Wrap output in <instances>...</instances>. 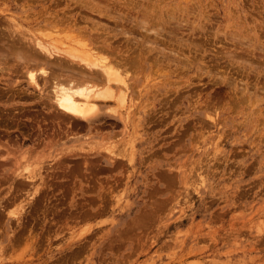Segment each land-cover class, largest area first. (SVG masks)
<instances>
[{"label":"rangeland","instance_id":"obj_1","mask_svg":"<svg viewBox=\"0 0 264 264\" xmlns=\"http://www.w3.org/2000/svg\"><path fill=\"white\" fill-rule=\"evenodd\" d=\"M2 17L57 56L122 58L131 107L64 117L0 59V264H264V0H0Z\"/></svg>","mask_w":264,"mask_h":264},{"label":"bare ground","instance_id":"obj_2","mask_svg":"<svg viewBox=\"0 0 264 264\" xmlns=\"http://www.w3.org/2000/svg\"><path fill=\"white\" fill-rule=\"evenodd\" d=\"M108 10L109 8L108 9L105 8V10L101 9L99 13L104 14V17L108 16L110 19L112 18V21L113 19L115 20V17L112 15L114 10L111 11V13H109ZM116 17L119 18L118 16ZM8 19L9 20L2 17V19L0 20V59H3L6 61L8 60L7 58L10 55L14 54L15 59H17L18 61H21L25 67L29 65V67H26L25 69L23 68L26 73L27 83L31 85L33 89L35 88L40 91L41 93V97L39 96L40 100L46 99L47 101H49L48 102V104L50 105L49 107L55 109L56 112H59L64 117H67L70 119L74 118L73 120L77 119L79 121H83L87 123H90L92 120H94L98 116L97 113L98 111L101 110V106L107 107L109 115L120 114L119 110H117L118 108L117 109L115 108L117 106L124 107L127 101L129 105H128V108L127 107L126 108L129 109V107H131L130 106L131 102L129 103L130 101L129 99L131 98L129 97L131 96L129 95L131 84L129 83L130 81H128L127 79L128 72L126 70H125L126 72L123 71L124 70L123 66H125L126 63L122 62V58H118L119 57L118 55H117L118 57L116 56L114 57L118 59H114L113 56L111 55L113 54V52L112 53L110 51L107 52L108 49L106 50L103 47L102 49L104 51L103 53V51L101 50V46L99 47L96 46L98 47L97 50H100V53L102 54L100 55L98 54L99 51L97 52L96 48L93 46L95 48L93 49V47L91 46V45H96L95 43L88 42L89 45L91 46L90 47L87 43L85 45L81 41V43L84 45L79 46V48L81 47L82 49L76 50V48H73V46H71L72 48L69 47V49L65 48L67 50H64V51L61 50L63 51L61 52L62 54H58L57 56V53L55 51H58V50H55L53 48L54 49L53 51V49L51 48L53 44L51 45L50 44L51 42L50 43L44 42L40 38L38 39L37 37L34 36V33L30 29H24L23 31V27L20 26L19 23H17L11 17H8ZM119 20H122V19L119 18ZM128 22L131 23V21H128ZM138 26H139V29L143 28L142 29L143 31L145 29L146 30L145 32L151 31V30L155 32L156 30L153 24L152 26H149L148 28V23L146 20H144V18L139 20ZM143 31L141 32L143 33ZM125 32L126 31L122 33H125ZM128 32H126L125 35H127ZM155 33L157 34V32ZM159 33H160V30H159ZM132 35H134L133 32H132ZM134 38H136V36H134ZM90 40H93V39H90ZM94 40L97 41L96 39ZM78 41L80 42V40ZM76 45H78V43H76ZM114 49L115 50L113 51H115V53L119 52L120 50V48L119 49L114 48ZM111 50H112V47H111ZM122 51L124 52V50ZM128 57L129 59H132L130 56ZM55 58L56 59L60 58V59L55 61L56 60ZM52 60H54V62ZM126 62L128 63L132 61L128 60ZM31 64H35V68H32L30 66ZM48 65L57 67L60 70V73L62 72V74L60 75V73L58 74L56 72L55 74H58V75L52 74L51 70L46 68V66ZM3 66L5 67V65H2V67L0 66V72L2 74L4 72L9 71L8 70L9 68L7 67L4 68ZM47 82L50 84L46 85ZM49 85H50V90H48ZM109 102H113L117 106H114L115 108L110 107V104L109 105L107 104ZM127 109L125 110L127 111ZM126 111H125V114L127 113ZM122 119L124 120V117H122ZM125 122H126V119H125ZM24 152L22 151V153ZM32 171L33 170H31V172L27 173L26 175L27 178L30 180V182L31 180L35 178V175L38 174L37 173L33 175ZM37 176H39V174Z\"/></svg>","mask_w":264,"mask_h":264}]
</instances>
